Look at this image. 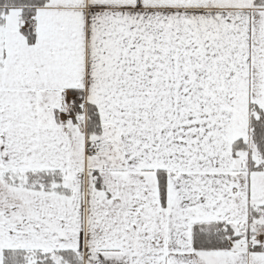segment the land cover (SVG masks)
<instances>
[{
	"label": "snow or ice",
	"instance_id": "1",
	"mask_svg": "<svg viewBox=\"0 0 264 264\" xmlns=\"http://www.w3.org/2000/svg\"><path fill=\"white\" fill-rule=\"evenodd\" d=\"M0 264H264V0H0Z\"/></svg>",
	"mask_w": 264,
	"mask_h": 264
}]
</instances>
